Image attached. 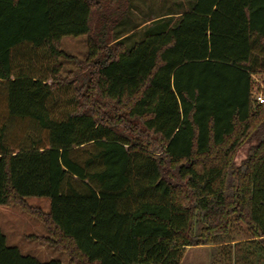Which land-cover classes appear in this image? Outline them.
Instances as JSON below:
<instances>
[{
	"label": "trees",
	"instance_id": "obj_1",
	"mask_svg": "<svg viewBox=\"0 0 264 264\" xmlns=\"http://www.w3.org/2000/svg\"><path fill=\"white\" fill-rule=\"evenodd\" d=\"M130 6L0 0V206L69 264H180L201 245L214 264H264V0H195L128 44ZM67 35L87 36L84 59ZM61 56L77 67L62 75ZM0 264L62 263L0 229Z\"/></svg>",
	"mask_w": 264,
	"mask_h": 264
},
{
	"label": "rangeland",
	"instance_id": "obj_2",
	"mask_svg": "<svg viewBox=\"0 0 264 264\" xmlns=\"http://www.w3.org/2000/svg\"><path fill=\"white\" fill-rule=\"evenodd\" d=\"M195 0H131V6L125 18L126 26L119 31H130L127 43L131 44L142 36V28L147 19L158 18L163 15H176L189 8ZM141 24V25H140ZM137 25H140L136 28ZM60 48L66 55L73 56L77 60L86 57L87 36L67 35L62 37ZM75 59H68L64 56L59 58L61 73L65 75L68 71L77 67ZM255 82L264 87L260 75H255ZM263 95L258 91L256 95ZM65 98L61 95V99ZM32 131V130H31ZM249 143H245L236 153L235 163L239 164L246 155ZM26 203L31 206L40 207L43 211H48L49 201L46 197L29 196L25 198ZM198 227V225H197ZM0 229L6 237V243L17 247L21 253L29 254L40 261L50 259L59 260L62 264H69L67 256L59 252L50 245L34 239L32 236L47 235L44 226L34 217L25 213L17 205L10 204L0 206ZM243 226L233 223L230 236L240 238L243 235ZM219 247L192 246L184 250L182 264H212L218 259ZM214 264V263H213Z\"/></svg>",
	"mask_w": 264,
	"mask_h": 264
},
{
	"label": "built area",
	"instance_id": "obj_3",
	"mask_svg": "<svg viewBox=\"0 0 264 264\" xmlns=\"http://www.w3.org/2000/svg\"><path fill=\"white\" fill-rule=\"evenodd\" d=\"M256 98H257V100H258V101H262V99H263V97H262V95H261V94L257 95V97H256Z\"/></svg>",
	"mask_w": 264,
	"mask_h": 264
},
{
	"label": "crops",
	"instance_id": "obj_4",
	"mask_svg": "<svg viewBox=\"0 0 264 264\" xmlns=\"http://www.w3.org/2000/svg\"><path fill=\"white\" fill-rule=\"evenodd\" d=\"M234 241H232V243H233ZM201 246H204V245H201ZM208 246H211V247H216L217 245H208ZM189 247H192V246H189ZM187 248V247H186ZM185 248V249H186ZM182 260V259H181ZM180 264H182V261H180Z\"/></svg>",
	"mask_w": 264,
	"mask_h": 264
}]
</instances>
